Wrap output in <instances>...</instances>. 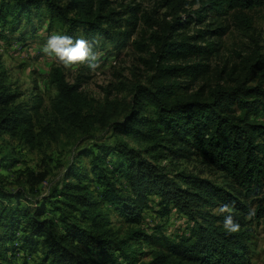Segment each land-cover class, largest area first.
<instances>
[{
    "label": "trees",
    "instance_id": "obj_1",
    "mask_svg": "<svg viewBox=\"0 0 264 264\" xmlns=\"http://www.w3.org/2000/svg\"><path fill=\"white\" fill-rule=\"evenodd\" d=\"M170 2L171 19L149 17L152 30L143 37L154 45L153 73L132 83L122 104L110 94L101 102L89 96L81 74L70 82L54 64L46 81L55 93L43 119L42 94L34 87L23 99L0 60V139L33 148L61 134L92 137L105 126L116 138L75 152L47 195L39 191L44 171L18 169L15 189L0 174V264H251V222L264 225L262 45L255 40L248 52L234 51L237 59L220 68L205 60L221 47L212 38L229 30L222 16L254 40L248 11L264 0ZM138 12L137 4L117 0H0V31L23 36L43 17L47 28L88 40L106 61L146 20ZM12 155L0 150V169L18 163ZM190 162L201 169L181 167ZM225 204L238 232L223 227ZM147 210L161 221L151 232L142 226ZM173 211L189 223L175 236L162 230Z\"/></svg>",
    "mask_w": 264,
    "mask_h": 264
},
{
    "label": "rangeland",
    "instance_id": "obj_2",
    "mask_svg": "<svg viewBox=\"0 0 264 264\" xmlns=\"http://www.w3.org/2000/svg\"><path fill=\"white\" fill-rule=\"evenodd\" d=\"M120 1L124 4H137L139 7L138 16L146 15V20H143L142 17L136 29L133 30L129 44L115 57L106 61L100 60V66L94 72L84 65L65 69L54 57H49L42 53L41 48L49 35L62 34V29L58 26L47 28L48 22L43 17L41 19L34 18V29H31L34 31L30 30L29 33L23 36H18L17 34L19 33L12 35L8 34V32L0 31V60L7 71L8 78L16 90L24 93L23 99L32 94L34 87L37 88L36 91L42 94L44 101V108L43 110L41 109L43 119L48 115L50 98L55 93L54 88L48 85L46 81L49 70L54 64H60L63 67L66 78L70 82H73L76 76L81 74V88L89 96L101 102L106 94H110L108 96L109 99L118 100L121 104L130 99L129 88L132 83L137 81L145 83L146 78L153 73L150 67V59L152 56L151 52L154 51V45L147 39H143V37L147 36L152 30L149 17L171 19V2L170 0H117V2ZM115 5L117 9H120L118 3ZM196 7V5H185L186 10L190 11ZM248 13L253 18L254 40L237 29L229 18H224L223 16L219 18V21L223 24L229 25V30L221 38H212L215 41L219 40L221 47L217 54L205 60L211 69L220 68L225 63L230 64L237 59L234 51L248 52L252 49L255 40L262 45L264 54V5L256 7L248 11ZM178 14L184 17V11H179ZM193 30L192 26L185 29L188 34H192ZM141 42L144 45L140 44ZM200 83V80L193 81L191 90L196 89ZM258 119L264 121V113ZM111 132L108 126L95 127L92 131L93 135L91 134L92 137L80 133L61 134L55 141L42 139V143L33 148L23 147L17 141L4 135L0 139V150L6 153L11 149L12 156L19 158L18 163L11 169H0V174L7 178L5 180L6 188H17V170H23L28 167L34 172H46V178L39 186V191L40 194L47 195L49 188H52L60 178L68 162L73 159L75 152L94 141H115L116 138ZM129 142L136 145L131 140ZM87 160L84 159L85 162ZM181 167L191 170L196 169L197 171L201 169V165H196L194 162L181 164ZM160 223L161 221L153 211H145L142 222L143 228L151 232L152 227ZM114 226L118 227V224L114 222ZM162 226L164 233L175 236L186 232L189 223L184 216L178 215L173 211ZM251 226L254 229V237L250 247V263L264 264V225L260 222L255 223L252 221ZM28 264H33L32 259L28 260Z\"/></svg>",
    "mask_w": 264,
    "mask_h": 264
},
{
    "label": "clouds",
    "instance_id": "obj_3",
    "mask_svg": "<svg viewBox=\"0 0 264 264\" xmlns=\"http://www.w3.org/2000/svg\"><path fill=\"white\" fill-rule=\"evenodd\" d=\"M41 51L43 54L54 57L65 69L84 65L91 71H96L100 66V58L93 51V45L88 40L80 37L73 38L69 35L52 34L49 35L43 44ZM229 213L224 217L223 227L228 233L238 232L240 225L231 215V208L225 204L220 206L218 214ZM254 215V211L249 212V216Z\"/></svg>",
    "mask_w": 264,
    "mask_h": 264
}]
</instances>
